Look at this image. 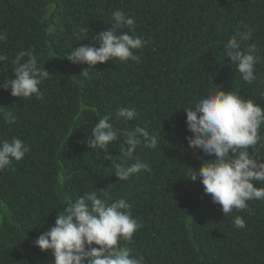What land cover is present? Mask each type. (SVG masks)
<instances>
[{
    "label": "trees",
    "instance_id": "1",
    "mask_svg": "<svg viewBox=\"0 0 264 264\" xmlns=\"http://www.w3.org/2000/svg\"><path fill=\"white\" fill-rule=\"evenodd\" d=\"M117 9L135 19L136 35L148 41L135 50L140 60L113 58L85 76L88 66L66 55L93 46ZM241 21L253 29L242 48L255 44L260 57L252 83L224 57V43ZM0 33L7 34L0 54L8 57L0 62V81L14 75L12 60L20 51H34L50 72L40 85L42 99L0 88V106L18 117L9 125L0 116V139L18 137L31 147L11 169L0 170V264H53L51 252L34 241L54 225L62 204L87 191L132 205L143 226L130 244L120 245L143 255L146 264H264V201H248L249 210L225 217L199 179L187 178L188 167L198 169L213 157L188 147L183 110L219 89L264 107V0H0ZM120 107H135L136 118H116ZM106 114L117 129L142 127L157 136L155 149L141 144L128 161L138 158L150 170L118 180L114 164L125 159L123 137L107 153L88 146L92 127ZM259 134L249 152L264 159V125ZM235 216L245 228L233 226Z\"/></svg>",
    "mask_w": 264,
    "mask_h": 264
},
{
    "label": "clouds",
    "instance_id": "2",
    "mask_svg": "<svg viewBox=\"0 0 264 264\" xmlns=\"http://www.w3.org/2000/svg\"><path fill=\"white\" fill-rule=\"evenodd\" d=\"M111 16V27L95 35L93 46L73 47L66 55L72 63L88 66L82 72L85 76L88 69L113 58L139 62L135 50L148 43L136 35V22L132 16L120 9L113 11ZM124 28L129 31H121ZM252 35L253 29L241 21L223 49L224 57L231 59L246 83L256 80L255 69L260 62L255 44L242 48L243 42L251 40ZM6 40L7 34L0 33V42ZM7 59L6 55L0 54V62ZM38 59L34 51H20L12 60L14 75L0 81V88L10 89L13 97L31 98L35 95L42 99L40 85L49 78L50 72L38 64ZM183 110L191 133L186 138L188 147L213 157L205 159L198 169L188 167L187 178L191 181L199 179L204 194L211 195L213 202L222 206L225 217L234 210H249L248 201H264V187L256 186L264 184V159L249 152L261 139L259 130L264 125V107L236 90L219 89L209 90ZM0 116L9 125L18 120L12 111H5L2 106ZM115 116L131 121L136 118L137 110L135 107H120ZM90 133L88 146L105 153L110 143L123 137L120 153L125 159L114 164L118 180L126 181L142 170H150V166L138 158L135 163L128 161L134 158L137 146L141 144L155 149L158 144L156 135H150L142 127L127 131L117 129L107 114L98 119ZM30 151V145L18 137L0 139V170L11 169L13 161H21ZM105 158L112 160L110 155ZM61 206L64 207L58 212L54 225L34 241L41 251L51 252L53 264H146L143 255L134 254L131 248L120 245L122 240L130 244L134 233L143 226L133 217L132 205L126 198L112 200L106 193L101 198L96 191H87ZM233 226L245 228L246 222L241 216H235Z\"/></svg>",
    "mask_w": 264,
    "mask_h": 264
}]
</instances>
